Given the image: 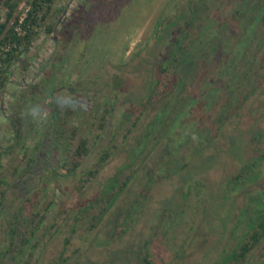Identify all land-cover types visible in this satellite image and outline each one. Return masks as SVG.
<instances>
[{
  "label": "rangeland",
  "instance_id": "obj_1",
  "mask_svg": "<svg viewBox=\"0 0 264 264\" xmlns=\"http://www.w3.org/2000/svg\"><path fill=\"white\" fill-rule=\"evenodd\" d=\"M43 11L29 44L0 47V264H238L264 218V0ZM239 264H264V236Z\"/></svg>",
  "mask_w": 264,
  "mask_h": 264
},
{
  "label": "trees",
  "instance_id": "obj_2",
  "mask_svg": "<svg viewBox=\"0 0 264 264\" xmlns=\"http://www.w3.org/2000/svg\"><path fill=\"white\" fill-rule=\"evenodd\" d=\"M18 1L20 0H0V5L4 6V8L7 10L5 20L3 22H0V47L6 44L7 45L15 44L16 46L29 44L34 36L33 28L39 26L41 21H43L45 18V12L43 10L49 8L54 0H31L29 3L30 8L28 12H26L25 17L21 21H19V18H16L13 25L7 28L9 20L12 17V14L14 12V9ZM162 21H165V20L163 18L159 19V21H157V23L154 26L153 39L156 42H161L164 39V37L168 35V34L166 35L167 32L165 33L164 31L165 29H163L164 23ZM15 26L18 27V29H20V32H16ZM187 26H188V23H187ZM173 43L175 44V46L170 43L167 51L158 58V66L161 69V71H164L167 69L168 67L167 65H169L172 54L178 53L179 50L181 49V47L179 46L180 45L179 37L175 38ZM13 51H9V52L7 51V52L0 53L1 54V57H0L1 66L8 67L11 61L15 59L13 55ZM211 52L214 54V57H215L216 51L212 50ZM161 78L162 77H159L158 79L156 78L155 80L150 81V82L149 81L143 82L141 89H142V93L144 94L143 96L144 98L143 100H141L142 102H141L140 107H144L145 104H149L151 102L152 96L150 95V93L152 92L154 87H156V86H153V84L154 85L160 84ZM1 83L3 84L4 81L1 80ZM130 86L133 87V85H130ZM165 87L166 86H163V88ZM221 129H222L221 126H219L218 129L214 132V135L212 137L213 140L221 133ZM85 154H86L85 142L82 141L79 143L77 150L75 151V156L76 158L80 159ZM101 162H103L102 159H101ZM78 163H79L78 160H75L73 162V169H75L78 166ZM186 166H188V163L186 164ZM263 236H264V218H262L261 221L258 222L257 229L247 239L246 243L239 247V252L231 255L230 259H232L235 263H238V264L242 263V261L245 258V255L257 243L261 241ZM140 264H147L146 256H144L141 259Z\"/></svg>",
  "mask_w": 264,
  "mask_h": 264
}]
</instances>
